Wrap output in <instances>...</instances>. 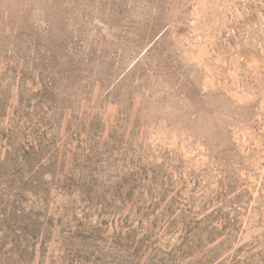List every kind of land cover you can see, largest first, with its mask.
Here are the masks:
<instances>
[{
    "label": "rangeland",
    "instance_id": "374dc122",
    "mask_svg": "<svg viewBox=\"0 0 264 264\" xmlns=\"http://www.w3.org/2000/svg\"><path fill=\"white\" fill-rule=\"evenodd\" d=\"M0 264H264V0H0Z\"/></svg>",
    "mask_w": 264,
    "mask_h": 264
}]
</instances>
